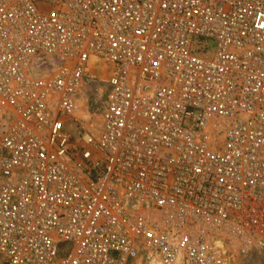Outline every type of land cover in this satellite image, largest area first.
<instances>
[{"label": "built area", "instance_id": "built-area-1", "mask_svg": "<svg viewBox=\"0 0 264 264\" xmlns=\"http://www.w3.org/2000/svg\"><path fill=\"white\" fill-rule=\"evenodd\" d=\"M262 247L264 0H0V264Z\"/></svg>", "mask_w": 264, "mask_h": 264}, {"label": "rangeland", "instance_id": "rangeland-1", "mask_svg": "<svg viewBox=\"0 0 264 264\" xmlns=\"http://www.w3.org/2000/svg\"><path fill=\"white\" fill-rule=\"evenodd\" d=\"M238 264H264V247L243 257Z\"/></svg>", "mask_w": 264, "mask_h": 264}, {"label": "bare ground", "instance_id": "bare-ground-1", "mask_svg": "<svg viewBox=\"0 0 264 264\" xmlns=\"http://www.w3.org/2000/svg\"><path fill=\"white\" fill-rule=\"evenodd\" d=\"M102 71H103V70H102ZM219 244H221V243H219ZM235 262H236V264H238L237 259L235 260ZM136 264H140V260H137V261H136ZM152 264H156V263L153 262Z\"/></svg>", "mask_w": 264, "mask_h": 264}]
</instances>
